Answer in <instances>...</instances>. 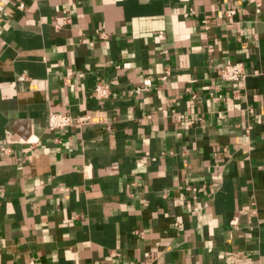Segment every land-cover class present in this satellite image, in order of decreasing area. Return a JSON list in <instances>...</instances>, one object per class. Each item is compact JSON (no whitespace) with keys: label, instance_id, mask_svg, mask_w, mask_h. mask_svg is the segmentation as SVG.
I'll return each mask as SVG.
<instances>
[{"label":"crops","instance_id":"obj_1","mask_svg":"<svg viewBox=\"0 0 264 264\" xmlns=\"http://www.w3.org/2000/svg\"><path fill=\"white\" fill-rule=\"evenodd\" d=\"M0 264H264V0H0Z\"/></svg>","mask_w":264,"mask_h":264},{"label":"built area","instance_id":"obj_2","mask_svg":"<svg viewBox=\"0 0 264 264\" xmlns=\"http://www.w3.org/2000/svg\"><path fill=\"white\" fill-rule=\"evenodd\" d=\"M251 2H259L260 0H250ZM18 8H24V3L20 2ZM235 13V9H227L225 15L230 17ZM169 74V71L166 70L165 73L160 77L162 80H165ZM217 74L220 80L225 82H236L243 83L245 80L246 74L244 69V64L242 62L226 63L220 66L217 69ZM22 76H20L21 78ZM144 89H149L151 86V79L146 77L143 81ZM90 96L101 100L107 98L111 94V88L109 83L104 80L97 81L90 90ZM213 99L219 100L222 98V94H213L210 93ZM194 97V95H193ZM248 111L252 113V109L249 108ZM89 120V115H80L73 117L68 112H52L50 113L47 121L48 128L50 130L61 129L71 125H79L85 123ZM193 121L189 120L188 123L191 124ZM146 158L148 157L147 153L145 154Z\"/></svg>","mask_w":264,"mask_h":264}]
</instances>
